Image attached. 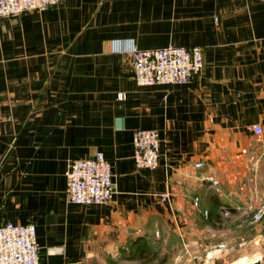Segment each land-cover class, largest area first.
Returning <instances> with one entry per match:
<instances>
[{"label":"crops","instance_id":"0c3cea01","mask_svg":"<svg viewBox=\"0 0 264 264\" xmlns=\"http://www.w3.org/2000/svg\"><path fill=\"white\" fill-rule=\"evenodd\" d=\"M131 44L200 46L202 70L140 86ZM136 129L159 134L154 170L135 164ZM97 151L112 199L68 201L69 163ZM211 199L230 216L207 221ZM262 201L264 1L60 0L0 17V225L35 226L38 264H264L245 221Z\"/></svg>","mask_w":264,"mask_h":264},{"label":"built area","instance_id":"2783aa9c","mask_svg":"<svg viewBox=\"0 0 264 264\" xmlns=\"http://www.w3.org/2000/svg\"><path fill=\"white\" fill-rule=\"evenodd\" d=\"M263 2L264 0H258ZM60 0H0V17L17 18L27 10H44L55 7ZM133 78L140 86L158 84H184L191 82L203 67L202 48L200 46L168 45L160 48L141 49L131 44ZM117 99H125V93L119 92ZM254 134H262L259 124L252 126ZM160 137L158 132L150 129H136L132 134L133 156L137 167L154 170L158 166L160 154ZM203 161H196L199 168ZM67 200L83 205H98L109 202L114 194V183L109 164L103 153L95 152L92 158L75 159L69 163L66 171ZM212 186H218L220 180L217 170L211 168L205 176ZM162 201L169 199V193L160 195ZM194 198L193 205H198ZM220 213L229 217L230 211L222 207ZM207 210L203 211L207 216ZM264 220V202L258 203L246 218L247 224ZM225 243L220 242L212 250V259ZM40 248L36 242V229L33 224H16L6 222L0 225V264H38ZM218 257V255H217ZM61 264H85L79 260H65Z\"/></svg>","mask_w":264,"mask_h":264},{"label":"trees","instance_id":"16d2710c","mask_svg":"<svg viewBox=\"0 0 264 264\" xmlns=\"http://www.w3.org/2000/svg\"><path fill=\"white\" fill-rule=\"evenodd\" d=\"M211 202H212V207L209 208V211H207L208 212L207 213L208 215L206 218L207 221H211V219H217L219 217V215L216 212L217 211L216 209H218V207H220V206H226L224 204H221L220 201H218V199H211ZM225 208H227L229 211H231V209L228 206H226Z\"/></svg>","mask_w":264,"mask_h":264},{"label":"rangeland","instance_id":"374dc122","mask_svg":"<svg viewBox=\"0 0 264 264\" xmlns=\"http://www.w3.org/2000/svg\"><path fill=\"white\" fill-rule=\"evenodd\" d=\"M264 202V201H263ZM264 220L263 221H261V222H258V223H255L254 225H252V226H256V228H257V231H258V233H260V232H264ZM261 223V224H260ZM258 224V225H257ZM259 229V230H258ZM250 232H252L251 230H249ZM214 260V259H213ZM217 263V259H215V262H214V264H216Z\"/></svg>","mask_w":264,"mask_h":264}]
</instances>
